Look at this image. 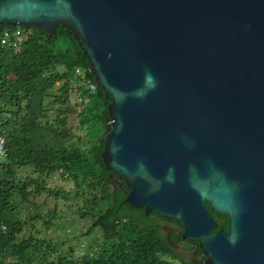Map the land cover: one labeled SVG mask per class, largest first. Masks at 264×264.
I'll use <instances>...</instances> for the list:
<instances>
[{"label":"water","instance_id":"1","mask_svg":"<svg viewBox=\"0 0 264 264\" xmlns=\"http://www.w3.org/2000/svg\"><path fill=\"white\" fill-rule=\"evenodd\" d=\"M0 25L78 43L128 205L178 223L204 264H264V0H0Z\"/></svg>","mask_w":264,"mask_h":264},{"label":"trees","instance_id":"2","mask_svg":"<svg viewBox=\"0 0 264 264\" xmlns=\"http://www.w3.org/2000/svg\"><path fill=\"white\" fill-rule=\"evenodd\" d=\"M15 29L25 32L19 48L0 43V134L7 148L0 165V264H204L198 242L182 240L174 220L154 212L146 216L128 205L129 189L105 169L101 154L110 131L109 101L99 89L90 91L93 76L73 36L62 27L48 36L37 28L0 26V37ZM26 167L34 177L18 176ZM57 175L72 183L74 193L47 187ZM43 193L81 198L75 215L88 226L82 235L98 231L96 240L63 250L65 240L21 236L31 221L52 227L53 212L45 218L36 204ZM24 203L34 209L26 221L20 216ZM211 216L215 231H227L226 217ZM153 220L173 232L164 237ZM181 243L193 250V259L176 251Z\"/></svg>","mask_w":264,"mask_h":264},{"label":"rangeland","instance_id":"3","mask_svg":"<svg viewBox=\"0 0 264 264\" xmlns=\"http://www.w3.org/2000/svg\"><path fill=\"white\" fill-rule=\"evenodd\" d=\"M58 87L59 84L56 83V87L53 88L52 93H55ZM50 116V120L53 122V114H50ZM29 170V167L23 168L22 171L20 170L18 173V176L22 178L30 177V175L32 176V174L29 175L25 173V171L28 173ZM47 187L54 191L61 190L65 194L67 192L71 194L74 193L72 183L69 180L61 179L58 175L48 181ZM60 197H48L43 193L41 197L36 200V204L39 205V210L45 218L47 217L48 211L53 212L52 217L54 219L52 220V227L46 228V226H43L40 221H31L24 225L21 236L28 235L35 238H52L55 242L65 240L66 243L64 242L63 250H67L69 247L79 248L83 245L87 247L88 244H91L96 240L99 233L98 231H94L91 234L82 235V232H85L88 226L85 221L78 220L75 215L77 208L82 207L81 198L62 200ZM33 210L34 209H32L30 203H24L21 206V219L24 221L28 220L29 215L32 214ZM153 221L156 222V227L162 232L164 237H167V234L173 232L172 227L164 221ZM187 246V244L181 243L176 251L184 253L185 258L187 259H193V250H188Z\"/></svg>","mask_w":264,"mask_h":264},{"label":"built area","instance_id":"4","mask_svg":"<svg viewBox=\"0 0 264 264\" xmlns=\"http://www.w3.org/2000/svg\"><path fill=\"white\" fill-rule=\"evenodd\" d=\"M25 37V32L22 29H15L14 31L4 30L0 37V43L2 45H10L13 48L17 49L21 45L23 39ZM96 87H93V82L89 85V89L91 92L95 90ZM0 129H1V121H0ZM7 148L6 142L3 136L0 134V165L3 160L6 158Z\"/></svg>","mask_w":264,"mask_h":264},{"label":"flooded vegetation","instance_id":"5","mask_svg":"<svg viewBox=\"0 0 264 264\" xmlns=\"http://www.w3.org/2000/svg\"><path fill=\"white\" fill-rule=\"evenodd\" d=\"M0 26H4V25H0ZM182 232H183V230H182ZM182 235V234H181ZM167 236H168V234H167ZM198 243H199V241H197ZM195 243V242H194Z\"/></svg>","mask_w":264,"mask_h":264}]
</instances>
